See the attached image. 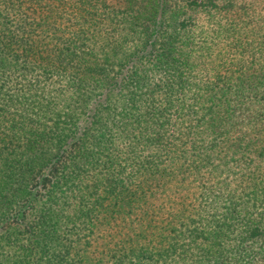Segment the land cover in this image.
<instances>
[{
  "label": "trees",
  "instance_id": "16d2710c",
  "mask_svg": "<svg viewBox=\"0 0 264 264\" xmlns=\"http://www.w3.org/2000/svg\"><path fill=\"white\" fill-rule=\"evenodd\" d=\"M174 260L264 264V0H0V264Z\"/></svg>",
  "mask_w": 264,
  "mask_h": 264
},
{
  "label": "rangeland",
  "instance_id": "374dc122",
  "mask_svg": "<svg viewBox=\"0 0 264 264\" xmlns=\"http://www.w3.org/2000/svg\"><path fill=\"white\" fill-rule=\"evenodd\" d=\"M170 5H173V2H170ZM60 100V99H59ZM58 100V101H59ZM93 100V99H92ZM66 103V101H64V102H60L59 103V106L61 107V106H66L67 104H65ZM89 105L90 104H88L87 105V107L89 108ZM77 110H79V109H77ZM82 117V116H81ZM81 119V118H80ZM80 121V120H79ZM93 222H96V221H98V219H91ZM75 221V220H74ZM76 221H81L82 223H85L86 222V219H76ZM85 224H87V223H85ZM101 225H98L97 227H95V229L93 230V231H91V233L89 234V235H87L88 237L87 238H90V239H92V240H97V239H99V237H104V236H106L107 234H109V233H107V234H103V233H101L99 230H98V228L100 227ZM87 228H89L87 225H86V229ZM84 233H87V230H84ZM173 263H175V260L174 261H172V262H170L169 264H173Z\"/></svg>",
  "mask_w": 264,
  "mask_h": 264
}]
</instances>
